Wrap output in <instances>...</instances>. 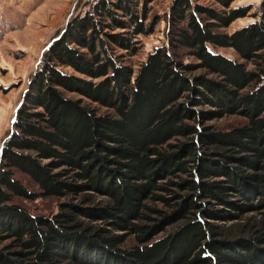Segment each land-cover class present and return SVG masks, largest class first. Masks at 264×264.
<instances>
[{
  "label": "trees",
  "instance_id": "1",
  "mask_svg": "<svg viewBox=\"0 0 264 264\" xmlns=\"http://www.w3.org/2000/svg\"><path fill=\"white\" fill-rule=\"evenodd\" d=\"M153 1L77 3L45 49L0 150V264H264V0L231 33L251 4L171 0L134 68Z\"/></svg>",
  "mask_w": 264,
  "mask_h": 264
},
{
  "label": "rangeland",
  "instance_id": "2",
  "mask_svg": "<svg viewBox=\"0 0 264 264\" xmlns=\"http://www.w3.org/2000/svg\"><path fill=\"white\" fill-rule=\"evenodd\" d=\"M84 1L86 0H0V150L31 76L41 65L45 49L77 11V3L82 5ZM197 1L206 6L219 7L214 0ZM260 1L234 0L231 7L251 4V9L246 16L237 18L222 30L231 33L253 22ZM170 3L171 0H154L151 3L148 21L156 17H159V21L151 34L140 37L139 52L124 58L134 68L154 48L165 42V15ZM216 49L228 57H236L235 51L230 48ZM239 119L237 116H227L211 123L227 127L239 122ZM28 204L43 213L57 210V200L54 198L38 199Z\"/></svg>",
  "mask_w": 264,
  "mask_h": 264
}]
</instances>
